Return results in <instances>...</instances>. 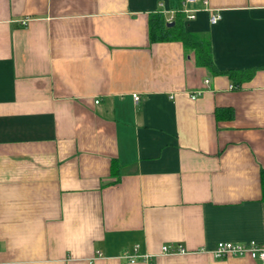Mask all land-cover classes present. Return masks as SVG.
Segmentation results:
<instances>
[{
    "label": "crops",
    "instance_id": "crops-1",
    "mask_svg": "<svg viewBox=\"0 0 264 264\" xmlns=\"http://www.w3.org/2000/svg\"><path fill=\"white\" fill-rule=\"evenodd\" d=\"M206 1L184 30L237 87L150 40L183 0H0V264H261L209 249L264 245V0Z\"/></svg>",
    "mask_w": 264,
    "mask_h": 264
},
{
    "label": "trees",
    "instance_id": "trees-1",
    "mask_svg": "<svg viewBox=\"0 0 264 264\" xmlns=\"http://www.w3.org/2000/svg\"><path fill=\"white\" fill-rule=\"evenodd\" d=\"M174 19L172 20V25H167L162 13L158 10L157 12H152L148 15V31L149 38L153 42L158 41H173L179 40L186 49L193 51L195 58V63L199 66H204L212 72L213 74L221 73L227 74L229 77H233V87H237L239 80L236 76L241 75L242 71L237 70H219L216 69L211 57V46L209 43L208 36L206 34H194L189 31L184 30L183 21L184 17L181 13L177 12L174 14ZM215 114L217 118L223 116L225 118H231L233 116L230 109L218 108ZM111 173L116 179L118 176V169L115 166V162L112 164ZM260 184L261 193L264 200V167L260 168Z\"/></svg>",
    "mask_w": 264,
    "mask_h": 264
},
{
    "label": "built area",
    "instance_id": "built-area-1",
    "mask_svg": "<svg viewBox=\"0 0 264 264\" xmlns=\"http://www.w3.org/2000/svg\"><path fill=\"white\" fill-rule=\"evenodd\" d=\"M202 1L204 5H207L206 0H183V3L180 7L166 11L168 14L167 21H171L174 18V14L179 12L183 14L186 18L192 19L195 17L196 9L190 7V4L197 3ZM210 22L215 23V21L220 17V15L214 10H210ZM204 82H207V79H204ZM232 87V85H231ZM138 94H133L134 99H138ZM183 248L176 247L174 248L172 244H166L161 246L160 252L167 253V252H181ZM210 254L212 257L218 259H224L226 257H238V256H245L249 258L258 259L261 264H264V245L259 244L255 241L250 242H230V241H218L217 244L209 249ZM97 254H100L99 251ZM122 259H125L129 262H134L138 258L149 261L151 255L149 253H141L139 251V245L134 244L131 252H124L121 256Z\"/></svg>",
    "mask_w": 264,
    "mask_h": 264
},
{
    "label": "water",
    "instance_id": "water-1",
    "mask_svg": "<svg viewBox=\"0 0 264 264\" xmlns=\"http://www.w3.org/2000/svg\"><path fill=\"white\" fill-rule=\"evenodd\" d=\"M173 21L172 22H168L167 25H172Z\"/></svg>",
    "mask_w": 264,
    "mask_h": 264
}]
</instances>
